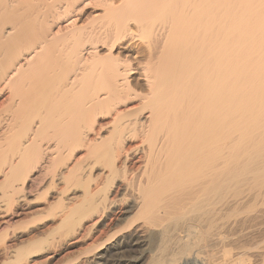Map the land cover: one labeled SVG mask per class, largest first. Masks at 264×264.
Returning a JSON list of instances; mask_svg holds the SVG:
<instances>
[{
    "label": "bare ground",
    "instance_id": "6f19581e",
    "mask_svg": "<svg viewBox=\"0 0 264 264\" xmlns=\"http://www.w3.org/2000/svg\"><path fill=\"white\" fill-rule=\"evenodd\" d=\"M0 226L3 264H264V0H0Z\"/></svg>",
    "mask_w": 264,
    "mask_h": 264
},
{
    "label": "rangeland",
    "instance_id": "374dc122",
    "mask_svg": "<svg viewBox=\"0 0 264 264\" xmlns=\"http://www.w3.org/2000/svg\"><path fill=\"white\" fill-rule=\"evenodd\" d=\"M89 12H91L90 10H88L87 11V13L86 14H88ZM137 45L139 44V43H136ZM137 45H135L133 48V51H135L133 54L135 55V56H137L138 58H141L140 57V52H141V46H137ZM139 49H140V51H139ZM137 53L139 54V55H137ZM113 192H115V190H112V192H111V197H113L115 194L113 193ZM119 207V206H118ZM117 207V208H118ZM117 210L118 209H116V210H114V211H112V212H110V213H107V217L105 216V218L103 219L104 220V223L106 224V223H108L109 221H110V219H112L113 217H114V215H116L115 213L117 212ZM113 213V214H112ZM30 219V218H29ZM32 220V219H31ZM123 225V224H122ZM2 228V226H0V229ZM15 230H16V228H15ZM12 231H13V228H12V230H11V232H10V228H9V231H8V233H12ZM17 231V230H16ZM83 248V246L82 245H76V246H67V247H62V248H56V250H55V254H54V257L52 258V260H50V262L48 261L47 262V264H63V263H65V262H67V261H70V259L72 260L74 257H76L77 256V252H75V251H79L80 250V248ZM58 249V250H57ZM72 252H74V253H72ZM216 253H217V249L215 250V255H216ZM71 255V256H70ZM74 255V256H73ZM73 256V257H72ZM216 257V256H215ZM217 257H219V255L217 254ZM2 259V260H1ZM141 263H145V261H144V259L142 260V262ZM0 264H3V258H0ZM46 264V263H45Z\"/></svg>",
    "mask_w": 264,
    "mask_h": 264
}]
</instances>
